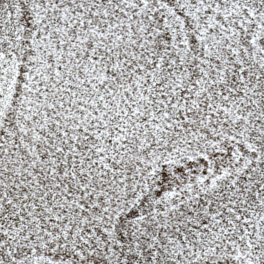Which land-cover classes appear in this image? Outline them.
<instances>
[{"label": "rangeland", "instance_id": "374dc122", "mask_svg": "<svg viewBox=\"0 0 264 264\" xmlns=\"http://www.w3.org/2000/svg\"><path fill=\"white\" fill-rule=\"evenodd\" d=\"M254 217L264 0H0V264H264Z\"/></svg>", "mask_w": 264, "mask_h": 264}, {"label": "trees", "instance_id": "16d2710c", "mask_svg": "<svg viewBox=\"0 0 264 264\" xmlns=\"http://www.w3.org/2000/svg\"><path fill=\"white\" fill-rule=\"evenodd\" d=\"M174 79L176 80V89H175L176 94H175V91H173L172 95L175 97V95L177 96L179 93L182 92V89H181L180 81L176 77H174ZM125 122L126 121H124V122L120 121L121 124L120 123L115 124L117 122H114L113 119H111V122H110L109 117L107 118L106 123L107 124L110 123V124L105 125L104 134L103 133L101 134V136L104 140V142L102 144L103 146H102L101 151H102V154L106 158H113L114 156L117 155L118 152H120L121 147L118 144L122 143L121 141L124 137L123 133H128L127 123H125ZM111 124H113V125H111ZM158 125H159V122H153L151 127H154V126L156 127ZM253 221L255 222V224H252V228L254 229V231H253V233H252L253 235L251 237L253 238V241L255 242V247L257 245L260 247V240H261V237L264 239V233H262V232L259 233V230L260 231L264 230V228H263L264 223L255 217H254Z\"/></svg>", "mask_w": 264, "mask_h": 264}]
</instances>
